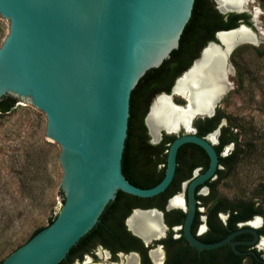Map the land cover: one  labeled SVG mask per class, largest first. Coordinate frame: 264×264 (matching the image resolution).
I'll use <instances>...</instances> for the list:
<instances>
[{"label": "water", "instance_id": "obj_1", "mask_svg": "<svg viewBox=\"0 0 264 264\" xmlns=\"http://www.w3.org/2000/svg\"><path fill=\"white\" fill-rule=\"evenodd\" d=\"M216 2L222 13L251 14L244 9L221 10ZM193 3L0 0V21L8 27L0 45V99L11 96L15 105L27 106L46 121L45 140L59 148L62 170L58 184L62 204L56 217L0 264L60 263L98 223L119 190L141 198L164 191L175 172L177 150L185 143L198 145L209 158L207 168L187 186L183 235L190 246L200 252L222 246L241 232L256 234L253 229H241L206 243L190 229L196 211L195 189L214 175L219 161L213 142L190 131L194 118L212 115L217 103L208 113L193 115L187 126L181 123L174 129H158L153 141L159 140L162 130L172 134L184 128L187 133L169 144L164 175L155 185L136 186L122 173L131 91L148 70L159 67L178 48ZM251 15V25L240 23L219 30L216 41L208 44L221 45L220 33L241 25L256 34L255 15ZM235 253L239 252L235 249Z\"/></svg>", "mask_w": 264, "mask_h": 264}, {"label": "flooded vegetation", "instance_id": "obj_2", "mask_svg": "<svg viewBox=\"0 0 264 264\" xmlns=\"http://www.w3.org/2000/svg\"><path fill=\"white\" fill-rule=\"evenodd\" d=\"M211 2L213 7L224 15V19H227L226 14L232 11L222 13L217 8L216 0ZM246 14L249 15L250 21L252 15ZM237 21L239 24L245 23L243 18ZM219 30L223 29H202L194 32L186 46L173 54L169 63L158 73L151 75L149 81L141 87V95L136 96L135 114L130 125L132 142L136 146L141 143L153 146L149 157L134 156L132 159V170L140 181L157 183L162 179L169 144L177 135L187 133L184 128L172 134H166L162 130L159 140L153 141L147 122L153 103L162 94H172V100L175 102L172 87L176 80L192 66L195 59L199 58L203 48L211 41V36L215 38ZM169 84L170 87L166 89ZM185 102L184 99L181 104L184 105ZM226 123V117L218 104L212 115L197 116L192 122L193 130L190 133L214 141L213 146L218 153L219 161L214 175L195 189L196 211L190 229L197 239L206 243L220 241L241 229H253L256 234L251 231L241 232L222 246L200 252L190 246L183 235L187 186L191 179L207 168L209 158L198 145L185 143L177 150L175 172L166 189L147 198L126 195L122 197L110 211L106 229L95 235L97 241L80 248L74 256L67 258L66 264H126L130 256L134 257V264H264L263 210L258 208L260 212L246 219L237 218L234 216L233 201L217 195L218 181L226 170V165H222L220 158L229 155L235 149V142L229 133L232 127ZM168 136L173 137L169 139ZM163 157L165 158L162 160ZM151 211L158 217L159 227L156 231L130 227L128 223L130 218L137 213ZM256 219H259V223L252 224ZM235 249L239 253H235Z\"/></svg>", "mask_w": 264, "mask_h": 264}, {"label": "rangeland", "instance_id": "obj_3", "mask_svg": "<svg viewBox=\"0 0 264 264\" xmlns=\"http://www.w3.org/2000/svg\"><path fill=\"white\" fill-rule=\"evenodd\" d=\"M264 32V0H252ZM254 30L255 27L252 26ZM8 27L0 21V45ZM232 88L218 102L240 153L218 181L217 195L253 201L264 213V40L230 54ZM175 102L183 98L173 94ZM46 121L27 106L0 114V262L49 225L61 207L59 148L45 140Z\"/></svg>", "mask_w": 264, "mask_h": 264}, {"label": "bare ground", "instance_id": "obj_4", "mask_svg": "<svg viewBox=\"0 0 264 264\" xmlns=\"http://www.w3.org/2000/svg\"><path fill=\"white\" fill-rule=\"evenodd\" d=\"M217 1L221 10L244 9L254 14V23L258 27V32L255 34L247 26L241 25L235 30L220 33L221 45L210 43L203 48L201 55L191 68L178 78L172 91L174 95L185 99L187 105L182 107L181 104L173 102L172 94L161 95L153 103L147 119L153 140L158 137L159 128L170 130L181 123L186 126L193 115L206 114L214 103L218 104L232 88L230 74L233 69L230 64V54L241 44L258 45L264 40V32L258 25L259 11L256 7H250L252 0ZM233 45L236 46L230 50ZM128 223L134 229L138 227V229L156 231L159 227L157 214L152 211L137 213L128 220ZM258 223L259 219L252 222V224ZM133 260V256L128 257L126 264H134Z\"/></svg>", "mask_w": 264, "mask_h": 264}, {"label": "trees", "instance_id": "obj_5", "mask_svg": "<svg viewBox=\"0 0 264 264\" xmlns=\"http://www.w3.org/2000/svg\"><path fill=\"white\" fill-rule=\"evenodd\" d=\"M227 19H224V15L219 13L214 7L211 2V0H194L193 3V8L191 12V16L187 22V24L184 27V30L181 34L180 40H179V46L178 48L174 49L171 52V56L175 53H177L180 49H183L187 42L192 38V34L194 32H199V30H207V29H229L236 27L239 25L238 19L243 18L244 22L248 25H251L250 21L248 20L249 15L246 13H234V12H229L226 14ZM211 40L216 41L214 36H211ZM170 57L162 62V64L157 67V68H152L148 70L138 81L134 89L131 91L130 94V107H129V119H128V130H127V137L125 140V147L124 151L122 154V173L125 176L126 179H128L132 184L139 186V187H148L151 186L152 184H155V181H150L151 183H148V181H140L139 177H137L131 167V162L134 156L136 157H141V158H146L149 157L151 148L153 146L145 143L138 144L137 146L132 142L131 136V129L130 125L133 121L134 117V102L136 96L141 95V87L149 81V78L151 75H154L155 73H158L165 65H167L170 61ZM169 86L166 87L168 89ZM15 98L11 96H5L2 99H0V114H7L10 112L13 107L15 106ZM231 126V125H229ZM232 127V126H231ZM229 130V129H228ZM229 133L231 134V131L229 130ZM173 136H168L169 139H171ZM232 138V135H231ZM233 139V138H232ZM235 142V149L227 156L220 158V162L222 165H226L225 168L226 170L230 169L232 164L237 160L239 153H240V148L238 147V143H236V140L233 139ZM135 149L137 152L135 153ZM165 157L162 158V160ZM220 163V164H221ZM224 173V172H223ZM162 176V175H161ZM224 177V174L221 176V178ZM136 197L127 193H124L122 191H118L116 194V197L113 201H111L107 206L105 207L104 211L100 215L98 223L87 233L85 236H83L75 246H73L69 252L67 253L65 259H63L60 263L58 264H66L67 258H70L74 256L77 251L80 248H83L85 246L90 245L91 243L94 244L97 240H95V235H98L101 233L104 229H106V226L108 225V215L111 213L110 211L116 206V204L119 202V200L124 197ZM234 203V216L237 218H243L246 219L253 215L254 213L260 212L258 207L254 205L253 201H243V202H233ZM237 207V208H236ZM56 217V216H55ZM54 217V218H55ZM51 219L49 224L54 220ZM43 228V227H42ZM37 229L32 236L38 232L40 229ZM1 263V262H0Z\"/></svg>", "mask_w": 264, "mask_h": 264}]
</instances>
